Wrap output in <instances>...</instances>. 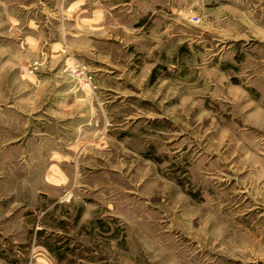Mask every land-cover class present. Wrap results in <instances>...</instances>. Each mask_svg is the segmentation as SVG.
Segmentation results:
<instances>
[{
  "label": "rangeland",
  "instance_id": "obj_1",
  "mask_svg": "<svg viewBox=\"0 0 264 264\" xmlns=\"http://www.w3.org/2000/svg\"><path fill=\"white\" fill-rule=\"evenodd\" d=\"M0 264H264V3L0 0Z\"/></svg>",
  "mask_w": 264,
  "mask_h": 264
},
{
  "label": "crops",
  "instance_id": "obj_2",
  "mask_svg": "<svg viewBox=\"0 0 264 264\" xmlns=\"http://www.w3.org/2000/svg\"><path fill=\"white\" fill-rule=\"evenodd\" d=\"M261 3H264V0H259ZM118 4L117 5H114V6H112L111 7V9L113 8H115V9H117L118 8ZM93 14L92 15H90V17L87 19V21H89V22H91L90 24H87V25H90V26H87V28H92L93 26V28H95V29H98L99 31V33H101L104 29H105V27H106V25H105V18H106V10H104L103 8L102 9H99V10H97V11H93L92 12ZM96 16H98V18H97V20H95L94 21V19L96 18ZM92 23H94V24H92ZM93 25V26H92ZM92 28V29H93ZM86 31H88V30H86ZM97 32V31H96ZM89 33H90V31H89ZM58 176V175H57ZM51 177H54V175L53 174H51Z\"/></svg>",
  "mask_w": 264,
  "mask_h": 264
}]
</instances>
